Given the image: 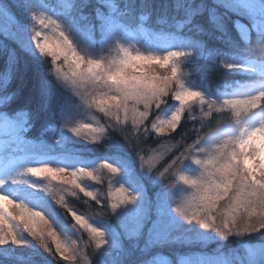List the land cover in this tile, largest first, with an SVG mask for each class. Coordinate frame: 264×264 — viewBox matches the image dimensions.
Instances as JSON below:
<instances>
[{"label": "clouds", "instance_id": "obj_1", "mask_svg": "<svg viewBox=\"0 0 264 264\" xmlns=\"http://www.w3.org/2000/svg\"><path fill=\"white\" fill-rule=\"evenodd\" d=\"M83 3L87 5V0H83ZM114 4L121 10L122 16L137 21V26L139 22H143L147 27L148 22L152 21L151 31L168 32L188 26L184 19L179 18L178 14L185 6L192 7L195 0H172L170 15L168 14L167 0H165L162 9H153L150 0H119V2L114 0ZM157 12L159 14L155 15L153 20L154 13ZM30 15H35V13H30ZM57 20L62 21L60 25L76 42L80 56L96 62L94 68L82 65L89 73H95L94 78L78 80L75 85L70 83L75 95L68 94L56 109L59 112L61 107L65 108L66 105H71V112L67 111V115H71L70 119L62 117L55 119L58 126L67 128L68 132L72 133L71 137L75 138V141L65 145L69 151L74 149L75 143L98 147L106 140L112 139L106 128L101 126L99 119L91 114L93 109L96 112L103 113L104 116L109 118V121H115L116 126L127 121L124 119L121 109L116 106V102L121 96L120 87L115 80L107 78L108 71L120 61L121 57H124L125 63L132 72L130 80L135 83L161 82L164 75L157 77L149 74L153 69L156 72L157 69H161V64L169 72L178 71L179 77L183 81L193 76V71L187 67L194 58V52L191 48L175 47L176 50L159 48L140 41L133 43L127 39H122L117 34L100 44L98 50L93 51L90 45L76 38L71 31V27L62 18H57ZM36 23L41 25L42 28L51 27V25H44L42 22ZM32 27L34 32H41V30L36 29L35 24ZM200 35L201 32L197 31L184 39L195 42L200 39ZM256 48L260 51L261 62H264V32L259 33L255 44L250 43L245 46V59H250ZM73 59L76 63H79V57L74 56ZM157 61L160 63L158 64ZM222 67L225 70H240L244 65L242 62L225 59ZM138 69H144L145 71L140 72ZM225 87L229 86L225 85ZM230 102L238 109H264V79L245 85L242 91L231 95V98L224 99L221 106ZM253 112L243 116V119L229 120L226 125L233 130L228 135H218L220 129L226 126L225 124L211 129L212 131L205 132L200 129L195 138L191 140V143L186 147L184 144L180 145L183 151L175 158V164H170L165 168L163 176L160 175L161 172L153 176L154 180L158 182H161L158 178L165 177L166 174L172 177L170 180L161 182L163 187L160 194L167 196L168 213L177 222L185 226L195 227L198 230H210L209 232L215 234L221 241H228L230 237L234 236L244 237L245 233H257L259 232L256 230L257 226L264 225V196L253 197V203L248 205V208H256V215H250L245 208L237 209L234 206V197L238 188L235 184L229 186L226 177L218 171V165L229 160L231 154L236 151L237 141L242 136H246L247 139L244 141L242 154L251 157L254 152L257 153L255 163L264 172V119L257 124H252L249 117ZM83 118H87L92 122L85 123ZM145 121L139 125H133L134 128L138 130ZM81 130H86L87 135L82 136ZM151 131L162 134L158 127H154L152 124ZM169 132H174V130ZM213 157L218 158V163L207 164ZM116 161L120 163L119 160ZM185 161H190L195 165L192 173L182 171ZM104 170H106L107 179L114 190L117 188L125 189L124 184L120 183L122 170L113 164H100L99 167L92 169L81 168L80 166L70 168L59 164L55 167L45 166L40 169L39 179H33V177H36L35 175L24 171L17 176V180L18 185L26 186L36 198L49 200L54 205L53 211L55 213L60 214L61 210L67 209L71 212L72 218L77 224L78 218L74 215L75 211L72 210L65 197H78L79 193L87 197L89 193L84 192V188L79 187V185L85 183L86 180H95L99 184L105 176ZM53 173H63L67 179H55ZM181 177L187 178L181 179ZM73 179L78 183H73ZM257 179L264 181V174L258 175ZM54 181H59V183L56 184ZM189 181H192V183H189ZM116 184L119 186L115 187ZM260 191L264 192V188ZM90 192L98 204L101 193L93 190H90ZM125 192L130 198V202L121 205L119 212L126 211L135 203L136 194L129 189H125ZM16 201H20V203L17 204ZM33 204L35 203L33 202ZM33 204L24 200L9 199L7 195L0 194V242L6 241L12 235V230L15 231L17 236L20 232L30 233L39 229L43 240L47 243L48 236L44 233V229L50 225V222L45 217L43 210L40 212L33 210L35 208ZM8 205H12V208L10 212L5 214L4 209ZM57 205H59V208H57ZM111 211L113 212L112 208ZM17 216H21L22 219L17 220ZM7 220H10L11 223L6 226ZM233 220L235 221L234 225ZM205 224L212 225V227L205 229ZM52 235L56 236L57 234L53 232ZM68 245L71 247L70 243ZM73 252L75 253L74 250Z\"/></svg>", "mask_w": 264, "mask_h": 264}, {"label": "snow or ice", "instance_id": "obj_2", "mask_svg": "<svg viewBox=\"0 0 264 264\" xmlns=\"http://www.w3.org/2000/svg\"><path fill=\"white\" fill-rule=\"evenodd\" d=\"M219 3L230 11L239 12V9H246L254 16H258L260 18L259 26L257 27L256 24H253L252 29H256L259 33L264 32V0H220ZM45 6V0H12L10 4H5L0 0V18H8L13 21L16 27V36L22 48L32 53H35L38 50L41 55L51 56L53 64L63 57L68 71H64L61 67H56L54 70L57 77L70 82L72 85H75L78 80L94 78L95 73H89L87 69L82 67V65H88L89 67L94 68L96 62L80 56L76 42L68 32L64 31L60 23L57 22V19H52L51 15H45V11L42 10ZM85 6L83 0H76L75 3L69 0V2L59 5L58 8L70 18L72 32L83 33L90 38V46L94 43L91 38L95 36L97 28L101 30L106 39L109 40L113 31L120 27L116 22L117 16L113 15V13H117V5L112 3L111 0H104V3H101L95 9V16L92 18L80 14L82 8ZM183 10L185 15L184 21L189 25L193 24L192 18L200 12V7L185 6ZM30 13H35V15H30ZM20 15L36 22H42L44 25H51L57 33L56 39H51L47 33L42 32H34L33 35H30L27 25L20 22ZM117 15H119V13H117ZM235 23L239 24V21H236ZM193 27L196 31L203 33V29L200 25H193ZM245 28L247 29V26H245ZM216 33L219 34L217 35ZM205 35L207 37L214 36L215 39L225 43L231 39V36L228 34L222 23H216L215 31L206 33ZM42 36L43 40H41ZM167 36L178 35L168 34ZM241 36L244 39H247L249 37V31L246 30L241 32ZM183 40L188 42V46L185 47L191 48L193 52L199 51L210 61L223 64L225 60L224 57L219 54L218 50L210 48L204 39H199L195 42L185 39ZM32 41H35L34 48ZM166 49L170 48L167 47ZM74 56L79 57V63L75 62L73 59ZM17 63L18 60L15 55H10V60L9 62H6L5 68V71L9 76L15 74ZM157 63L159 64L160 62L157 61ZM161 69H165L162 64ZM138 71L144 72L145 70L138 69ZM149 74L157 77L160 75L155 69ZM131 76L132 72L129 66L125 63L124 57H121L120 61L117 62L107 73V78L115 80L120 87L121 96L116 102V106L121 109L124 119L128 120L130 118L134 126L148 120L153 107L160 112H164L162 105H165L166 103L164 99L165 97L171 96V98L177 102L178 106H175L174 110H172L167 116L161 117L160 115H157L156 120L152 122V125L158 127L162 134L169 132L170 130H174L175 132L181 123L185 109L190 108L193 103H199L202 109L205 104L207 105L208 111L204 112L205 117H210L213 109L217 112H222L225 109H228L235 117H237V119L256 110L255 108L238 109L234 107L231 102L223 106H221L220 103L219 107H217V101H220L221 98L215 100L206 98L203 92L186 86L185 81L180 79L178 71H167V74L164 75V79L159 83H135L130 80ZM42 94L45 97V105L48 106L52 97L55 95V90L47 80L42 83ZM5 99L10 98L5 97ZM224 99H222V101ZM157 105H159V107H157ZM58 117H67L66 108L61 107L59 113L53 118V120ZM32 118V113L25 110H19L15 114L0 112V128H3L6 132H10L14 141L23 142L24 131L31 123ZM77 131H79V129H77ZM210 131L212 130L210 129ZM217 131H219V129H217ZM246 139V136H242L241 139L237 141L238 147L236 151L231 154L229 160L218 165V171L226 177L229 186L235 184L238 188L237 194L234 197V206L237 209L245 208L249 211L250 215H256V208H248V205L253 203V197H257L258 195L264 196V192L260 191V189L264 188V181L257 179V176L264 174V172H262L255 163L257 153L254 152L251 157L247 154H242L244 141ZM165 151H167V149H165ZM221 151H223V149H221ZM175 162L176 161L173 160L172 164H175ZM217 163L218 158L216 157H213L207 162V164ZM103 164H113L120 167L122 170L120 183L124 184L125 189H129L136 194L135 203L126 211L118 212L117 210L121 205L130 202V198L126 194L125 189L117 188L116 190H110L109 192V195L114 201L111 203V208L113 212L117 213V217L120 219V227L122 231L113 232L109 226H94V223L90 222L84 215L77 214L76 212H74V215L78 218L77 225L85 229L95 241L97 252L94 259L90 260L88 264H122V250L124 248L123 237L131 238L132 235H136L142 230V219L146 209L150 211L151 208L154 207L155 212L158 211L167 214L169 212V203L167 196L160 194L159 200L153 201L152 199H148L147 204H145L144 201L147 196V189L143 180L137 175L136 169L129 167L123 162L117 163L116 160H105L101 163V165ZM45 166L51 167L48 164H43L41 167L26 166L23 168V171H19L14 176L0 178V189H4V191H0V194H5L9 199H13V196L8 194L11 191L7 187L8 184L17 185V176L24 171L30 172V174L39 177L41 175L40 169ZM80 167L85 168L83 166ZM52 175L55 179H67L63 173H53ZM160 175L163 176V172H161ZM186 178L187 177H181V179ZM73 183H78V181L73 179ZM189 183H192V181H189ZM79 187L84 188V192L89 193L87 197L94 200L90 190L82 185H79ZM25 195L32 199L37 205L33 210L37 212L43 210L45 217L50 222V225L45 227L44 233L47 234L48 238H51V241L55 244L56 252L59 253L65 261H74L76 259V254L73 252L72 247H69L68 244L62 242L59 238L58 229L63 226V220L56 215L50 207H46L44 202L36 198L33 193L26 192ZM16 203L19 204L20 201H16ZM148 205H151V207L148 208ZM10 206L12 208V205H8L4 209L5 214L10 212ZM46 212L48 213L47 215L45 214ZM16 219L21 220L22 217L17 216ZM10 223L11 221L7 220L6 226ZM130 223L134 225L131 228L129 227ZM232 223L234 225L235 221L233 220ZM211 227L212 225L205 224V229H210ZM256 230L259 232L264 230V225L257 226ZM53 232L57 235L53 236ZM110 232L111 238L109 236ZM26 233L33 239L39 241L40 245L43 246L45 250L49 252L52 251L49 244L45 243L43 240L39 229ZM9 243L19 246L26 243V241L18 239L15 231L12 230V235L6 241L0 242V246ZM98 253H101L102 255L98 256ZM247 253L249 256H256L258 254L264 255V247L248 246ZM221 264H223V262H221Z\"/></svg>", "mask_w": 264, "mask_h": 264}, {"label": "rangeland", "instance_id": "obj_3", "mask_svg": "<svg viewBox=\"0 0 264 264\" xmlns=\"http://www.w3.org/2000/svg\"><path fill=\"white\" fill-rule=\"evenodd\" d=\"M57 1L60 3V5L62 3L69 2V0H57ZM212 2L214 4L212 7H221L225 10H228L223 6H221L218 0H212ZM42 10L45 11L46 16L51 15L52 19L62 18L67 25L69 26L71 25V20L68 17V15L66 13L64 14L62 12H58L55 7H52L51 5H48L46 3V6ZM228 11L245 18L246 21L251 24V26L253 24H256L257 27L259 26L260 18L258 16H254L251 12H249L246 9H239L238 10L239 12H234L230 10ZM114 14L115 13H113V15ZM28 20L29 21L27 24V28L30 35L34 34L32 26L33 24H35L37 30H41L42 33H47V35L51 39H56L57 33L52 27L42 28V26L37 24L36 21L30 20L29 18ZM238 21L239 24H237V27L240 34L241 32H244L246 30H248L250 34L248 23L241 21L239 19ZM57 22L61 23L62 21L57 20ZM116 22L118 25H120V27L116 28V30L113 31L111 38L114 35L118 34L122 39H127L133 43H135L136 41H140L141 43L150 44L152 46L159 48L169 47L171 50H176L175 47L188 46V42L183 40L185 37H187L186 35L180 33L176 34L178 36H167L168 34L171 33H167V34L150 33L151 34L150 35L142 28L129 29L124 27L119 21L116 20ZM245 26H247V29L245 28ZM73 33L75 34L76 38L79 41L89 45L90 38L88 36H85L83 33H78V32H73ZM0 35L5 38H8L9 40L16 42L20 46L19 40L16 36V27L13 21L9 20L8 18H0ZM91 39H93L94 41V43L91 45L93 51L98 50V46L108 40L106 39L104 33L99 29L95 31V36L92 37ZM41 40H43V36L41 37ZM32 45L34 48L35 41H32ZM26 51L30 52L28 50ZM30 54H32L33 56H35V58L39 60L43 58H49L50 62L49 61L48 62L49 64L51 63L50 65H52L53 67L52 71L55 77L59 79L65 86H67L71 90L72 95H75V93L72 91L70 87V82L57 77L54 70L56 67H61L64 71H68L67 65L63 60V57H61L59 60L56 61L55 64H53V60L51 56L41 55L39 54L38 50L35 53L30 52ZM202 56L203 55L201 54V52L194 51V57H202ZM167 71H168L167 69H157V73L160 75L167 74ZM232 71H237L240 74L246 76H257V77H261V79H264V65L261 63H254L253 69L242 68L240 70H232ZM258 81L257 80L254 81L247 80L245 82L238 81L233 85H229V87L225 88L223 92H219L217 94L209 93L202 83L193 80V78L186 80L185 83L186 86L203 92L206 98H211L213 100L221 98L220 101H217V105H216L217 107H219L220 103L222 102V99L231 98V95L242 91L245 85L256 83ZM164 99L166 101L165 105H162V107L164 108V112H160L155 107H153L151 115L147 120L149 123L145 121L140 126V127H146L145 132H147L148 135L152 134L156 137H162V138L165 137L164 142H162L161 145H159L158 149L154 148L151 152L147 154L145 152L142 155H140L139 159H137L136 166L138 171H136V173L143 180V183H144V179H146V177L149 175V172L160 161L166 159L171 154H175L176 152L178 153L182 150V148L180 147L181 142H172L166 140V136L174 132L157 134L154 131H151V124L154 120H156L157 115H160L161 117L167 116L172 110H174L175 106H178L177 102H175L171 98V96L165 97ZM66 110L69 113L71 112L70 107H67ZM206 111H208V107L206 104L203 106L202 109L199 103H193L190 108L185 109L181 123L183 120L191 119L193 122L190 123L191 125H194L195 122L197 125H203V124L211 125V123L209 122H211V119L213 117H216L217 119L216 122H220L221 120H223V114H227L230 117L229 120L237 119V117H235L233 113L228 109H225L222 112H217L213 109L212 115L210 117L204 116V112ZM91 114L99 119L101 126L105 127L107 132L112 130V128L123 130L121 128H124L127 125L133 126V123L130 118L123 124L116 126L115 121H109L108 117L104 116L103 113L96 112L95 109L92 110ZM70 118L71 115L70 114L67 115L66 119H70ZM239 119H243V116H241ZM249 119L252 124H257L260 120L264 119V109L255 110L250 115ZM229 120L222 124L225 125L228 124ZM83 122L88 123L92 121H90L87 118H83ZM218 126L219 125H217V127ZM27 128L28 126L26 127V129ZM232 130L233 129H231L226 125L220 129L218 135L220 136L228 135ZM71 135L72 133L68 132V129L63 127L62 136H60L58 139H55L54 135H52L51 139H49L48 141L35 144V143H30V140L25 136V131L23 134V139H24L23 142H17L12 139V134L10 132H6L3 128H0V138H1L0 139V178L14 176L19 171H23V168H25L26 166L41 167L43 166V164H48L51 167H55L59 164L61 166H67L70 168L76 166H83L85 168L92 169L94 167H99V165L103 161H105L100 159L85 158L79 154H59V153L53 154L63 149L65 144H67V142H69L70 140L72 139L75 140V138L71 137ZM81 135L82 136L87 135L86 130H81ZM189 143H191V141ZM189 143H187V145ZM30 145L35 150L34 153H29L27 155H24L23 153H20L19 155L16 154V152L19 151L20 149L22 151L29 149ZM165 149H167V151H165ZM107 160L109 161L119 160L120 162H123L129 167L136 169L134 165H131L122 158H108ZM194 168L195 165H193L190 161H185L184 165L182 166V171L187 173H192ZM104 172H105V176L99 184H97L95 180H86L85 183L82 184V186H84L88 190H93L101 193L99 196V200H100L99 204H97L96 201L92 200L90 197L83 196L82 193H79L78 197L67 196L65 197V199L69 204L71 198H77V199H81L88 207L92 206L98 211H100L103 208L104 210L106 209L109 217L113 218L114 220L113 222L104 219L105 217H107L104 212L100 213V215L92 213L91 211H88L87 213L70 204L73 211H75L77 214L84 215L85 218L89 219L90 222L94 223V226H101V227L109 226V228L113 232L115 231L121 232L122 229L120 227V219L117 217L116 213L111 211V203L114 201L109 195V192L110 190L114 191V189L112 185L109 183V180L107 179L106 170H104ZM33 179H39V178L33 177ZM54 183L58 184L59 181H54ZM118 186H119L118 184L115 185V187ZM7 187L11 190L8 194L12 195L14 199L24 200L25 202L33 204V200L25 195L26 192H29V189L26 186L18 185V184L11 185L9 183ZM0 191H4V189H0ZM148 199L149 197L147 192V196L144 201L145 204H147ZM42 202H44L46 207H50L52 210H54V207H52V205L49 204L46 198L42 200ZM33 206L37 207L36 204H33ZM150 207L151 205H148V208ZM9 210H11V206ZM117 211L119 212L120 209H118ZM100 212H102V210ZM45 214L47 215L48 213L46 212ZM56 215H58L63 220V226L60 229H58L60 240L66 244L70 243L72 249L75 251L76 254V259L74 261H66L67 264H88L89 259L87 258V252L92 251L95 252V254L97 252L95 248V241L91 238V236L85 229L75 224L71 212H69L67 209H64V211L62 210L60 214L56 212ZM67 216H69L70 218L69 220ZM67 222H71V225L68 224ZM133 226H134L133 224L131 223L129 224L130 228ZM209 231L210 230H204V229L198 230L192 226H185L177 222L174 218H172L169 215V213L163 214L158 211L155 212L154 207L151 208L150 211L146 209L142 219V230L138 234L132 235L131 238L123 237L124 248L122 250V259L124 258L123 255L125 253V250L128 249V247H140L141 251L135 254V255L140 254L135 258V264H221V262H223V264H236L234 260H236L237 264H264V255L258 254L256 256H249L247 253L248 246L264 247V243L262 242L244 243L241 248L243 254L242 255L236 254V257L233 259L232 256L229 255V254L232 255V253L230 252L231 248H229L228 246V244H230V241L229 240L221 241L215 236V234L210 233ZM245 234L248 235L251 233H245ZM83 235L85 236V238L83 237ZM109 236L111 238V232ZM17 238L21 239L22 241H26V243L19 246L13 243H9L7 245L0 246V250L13 253L21 259L30 258V261L36 260L35 257L42 251V248L44 252H48L47 250H45L43 246L40 245L39 241L30 237L26 232L18 233ZM229 239H231V237ZM46 242L49 244V247L52 249L51 252L54 254V256H56L57 258L58 256L62 258L59 255V253L56 252L55 244L51 241V238H47ZM183 243L187 244L186 246L193 245L192 249L189 251V254L179 255V257L176 256L170 257L167 255L158 254L156 256H151L145 259L147 256L145 255V253H148L150 249L152 250V248H155L159 245L168 246L171 244L174 245L175 247L178 246L181 247L183 246L182 245ZM200 250L201 252H199ZM234 252H236L235 249ZM98 255L100 256L102 254L98 253ZM44 258L46 259V257Z\"/></svg>", "mask_w": 264, "mask_h": 264}, {"label": "trees", "instance_id": "obj_4", "mask_svg": "<svg viewBox=\"0 0 264 264\" xmlns=\"http://www.w3.org/2000/svg\"><path fill=\"white\" fill-rule=\"evenodd\" d=\"M2 2L5 4H10L12 0H2ZM45 2L48 5L55 7L58 12H61L58 8L60 3L57 0H45ZM71 2L75 3L76 0H71ZM111 2L114 3V0H111ZM117 2H119V0H117ZM101 3H104V0H87V5L82 8L80 14L89 18L94 17L95 9ZM150 3L153 9H162L165 4V0H150ZM167 3L169 6L168 14L170 15L172 12V0H167ZM197 5L200 7V12L193 16V24H189L183 29H173L172 31L168 32L151 31V28L153 27L152 21L148 22L147 27L143 22H139V25L137 26V21H135L133 18L122 16L121 10L119 8H117V13H119V15L115 13L114 16H117V21H119L124 27L129 29L142 28L148 34L180 33L189 36L197 32L193 25H200L203 29V33H201L200 38L204 39L210 48L218 50L219 54L222 55L224 59L242 62L244 69H253L254 63L264 64V62H261L260 60V51L258 48L254 49L250 59H245V46L250 43L255 44V41L259 35L255 29H252L251 24L248 23L245 18L229 12L228 10H225L221 7H212L214 5L212 0H195V4L193 6L196 7ZM158 14L159 12L154 13L153 20L155 19V15ZM178 16L179 18L185 19L183 9H181ZM238 19L248 23L250 34L247 39H244L238 30L237 24L235 23L238 21ZM19 20L25 25H27L29 21L28 18L23 15H20ZM216 23H222L228 34L231 36L230 41L227 43L215 39L214 36L207 37L205 35L206 33L215 31ZM216 34L218 35L219 33ZM10 55H15L18 60L15 74L11 76H9L5 71L6 62H9ZM48 61L50 62L49 58H43L41 60L35 58V56L21 48L16 42L0 35V112L9 114H15L19 110L31 112L33 118L31 119V123L28 125V128L25 130V136L30 140V143L35 144L48 141L51 139L52 135H54L55 139H58L60 136H62L63 127L58 126L53 118L59 113L56 109L59 107L60 102L65 100L68 94L72 95L71 90L55 77L52 71L53 67ZM187 67L193 71V76L191 78L202 83L207 91L212 94L223 92L226 88L225 85H233L238 81L245 82L247 80H261V77L246 76L240 74L237 71L225 70L223 69L222 64L210 61L204 56L194 57L189 62ZM45 80L49 81L55 90V95L52 97V100L48 106L45 105V97L42 94V83ZM5 97H9L10 99H5ZM67 107L71 108V105H66L65 108L67 109ZM229 119L230 117L227 114H223V120L220 122H216V117H213L211 122H209L211 125H197L196 122L194 125H191L190 123H193L192 120L186 119L182 121L181 125L174 133L166 136V140L172 142H181V144H184L186 147L187 143H189L193 138H195V135L199 133V129L207 132L210 129L217 127V125L227 122ZM121 129L123 130L112 128V130L108 132L112 139L106 140L98 147L85 145L82 143H75L74 149L72 151H69L64 146L63 149L53 154H79L85 158L100 160H107L108 158H122L131 165H134L136 171H138L136 165L137 159H139L140 155L145 152L147 154L154 148L158 149L159 145H161V143L165 140V137H156L152 134L148 135L147 132H145L146 127H139V129L136 130L133 126L127 125ZM71 141L75 140L72 139L69 142ZM69 142H67V144ZM181 151H183V149ZM181 151L171 154L166 159L160 161L149 172V175L146 177V179H144L149 199H152L153 201L159 200L160 190L163 187L161 182H165L172 178L166 174L165 177H159L158 179L161 182H158L154 180L153 176H156L159 172H163L165 168L172 164V161L175 160L178 155H180L179 153H181ZM34 152L35 150L30 145L29 149L24 151L20 149L16 152V154L19 155L20 153H23L24 155H27ZM47 201L50 205H52L49 200ZM70 204L87 213L88 211H91L92 213L100 215V213L104 212L107 216H103L105 217L104 219H107L110 222L114 221L113 218L109 217L106 209L104 210L103 208L101 209L102 212H100L101 210L98 211L92 206L88 207L81 199L71 198ZM52 207H54V205H52ZM57 208H59V206H57ZM67 217L69 220V216ZM67 223L71 225V222ZM83 237L85 238L84 235ZM229 241L230 244H228V246L231 248V251H229L232 253V255H229L234 259L236 254H243L241 248L244 243H264V230L255 234H245V236L242 238L231 237ZM182 245L183 246L181 247H175L171 244L168 246L159 245L155 248H152V250L150 249L148 253H145V255H147L145 259L158 254L167 255L170 257H179V255L189 254V251L192 249L193 245L186 246L187 244L185 243ZM234 249L236 252H234ZM140 251V247H128L123 255L124 258L122 259V264H135V258L140 255L135 254L139 253ZM199 252H201V250ZM43 255L46 257V259L43 257ZM95 255V252H87V258L89 261L94 259ZM35 259L36 260L33 261H30V258L21 259L13 253L0 250V264H67L63 258H60L59 256L57 258L52 252L49 251L44 252L43 248L42 251L36 255ZM234 262L237 264L236 260H234Z\"/></svg>", "mask_w": 264, "mask_h": 264}]
</instances>
